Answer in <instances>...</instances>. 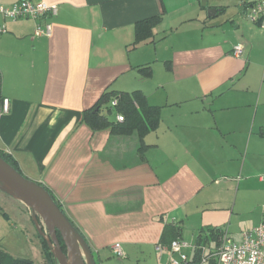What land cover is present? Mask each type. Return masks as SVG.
<instances>
[{"label":"crops","instance_id":"1","mask_svg":"<svg viewBox=\"0 0 264 264\" xmlns=\"http://www.w3.org/2000/svg\"><path fill=\"white\" fill-rule=\"evenodd\" d=\"M31 1L59 13L42 22L0 16L10 101L8 112L0 107V154L55 196L97 264H167L170 254L156 248L175 226L198 245L212 230L240 243L264 223V28L246 18L244 0ZM155 16L152 40L133 48L136 24ZM45 22L52 36L36 37ZM106 91H141L160 108L143 156L137 132L83 122Z\"/></svg>","mask_w":264,"mask_h":264},{"label":"trees","instance_id":"2","mask_svg":"<svg viewBox=\"0 0 264 264\" xmlns=\"http://www.w3.org/2000/svg\"><path fill=\"white\" fill-rule=\"evenodd\" d=\"M161 23V16L151 17L138 22L135 26L136 39L132 47L135 48L141 43L152 40V38L154 37V28ZM144 70H150V68L140 69L141 72H144ZM114 100L117 101V105L115 106L112 105V102ZM3 101L4 98L2 95V74L0 71V107L3 104ZM111 115H115V119H112ZM118 115H121L124 118V121H118ZM160 121V108L149 105L146 96L141 91H134L131 93L106 91L103 93L100 100L92 108L86 110L83 114V122L86 123L94 132L110 130L111 134L119 136H128L137 132L142 142L140 148V153L142 156L144 155V152L148 147L144 145L143 138L148 133L155 130L160 124ZM0 156L3 157L9 164H11L17 171L21 172L17 162L13 158H11V156L7 154H0ZM50 194L53 196L55 202L61 208V210H63L60 202L51 192ZM221 232L222 231L218 230H212L209 233L203 232L198 237L197 244H210V242L216 241L218 235ZM181 233V229L176 226L173 228H168L165 232V235L171 234L173 238L168 246H170V244L174 240L179 239L181 237ZM39 236L41 239L43 255L45 258L44 264H58L46 238L41 234ZM58 238L63 251L66 253L67 249L60 233H58ZM83 238L87 246H89L84 236ZM164 239L165 236H163V240ZM199 259L200 251H196L193 259H191L188 263L182 264H198ZM0 264H35V262L31 259L14 257L10 253L4 250H0Z\"/></svg>","mask_w":264,"mask_h":264},{"label":"built area","instance_id":"3","mask_svg":"<svg viewBox=\"0 0 264 264\" xmlns=\"http://www.w3.org/2000/svg\"><path fill=\"white\" fill-rule=\"evenodd\" d=\"M243 10L250 22L264 28V0H244ZM58 13L59 8L57 5H49L43 2L35 3L31 0H21L10 6L0 4V16L14 21L33 20L42 22L56 17ZM6 32V26H1L0 34ZM52 32V24L45 22L37 25L35 36L50 38ZM242 52V46L234 48L236 57H239ZM112 105H117V101H113ZM9 109L10 101L4 99L3 111L8 112ZM117 119L118 121H124L121 115H118ZM156 249L160 257H163L165 252L170 253L167 264L188 263L191 260L186 253L188 249L200 251L198 264H264V223L251 231L244 232L240 243L235 242L227 230H222L218 241L214 245H195L177 239L170 246L159 244ZM113 251L119 258L124 256L120 244H115Z\"/></svg>","mask_w":264,"mask_h":264},{"label":"water","instance_id":"4","mask_svg":"<svg viewBox=\"0 0 264 264\" xmlns=\"http://www.w3.org/2000/svg\"><path fill=\"white\" fill-rule=\"evenodd\" d=\"M203 6H207L206 0H203ZM208 13L213 16L217 14V10L209 8ZM0 189L27 203L41 215L50 241L54 246L52 252L58 264H97L93 252L87 246L83 236L57 205L49 190L38 182L25 177L1 156ZM36 226L40 234L45 237L37 223ZM58 233L65 243L66 253L62 249ZM69 256H71L70 263Z\"/></svg>","mask_w":264,"mask_h":264},{"label":"rangeland","instance_id":"5","mask_svg":"<svg viewBox=\"0 0 264 264\" xmlns=\"http://www.w3.org/2000/svg\"><path fill=\"white\" fill-rule=\"evenodd\" d=\"M36 223L44 232L53 251L54 246L50 241L41 215L27 203L0 189V250L8 252L14 257L31 259L35 264H44L40 232ZM187 241H191V239L188 238ZM168 254L170 253H166L167 257ZM117 258L119 257L116 256L115 259L117 260ZM128 264L155 263L135 261Z\"/></svg>","mask_w":264,"mask_h":264},{"label":"bare ground","instance_id":"6","mask_svg":"<svg viewBox=\"0 0 264 264\" xmlns=\"http://www.w3.org/2000/svg\"><path fill=\"white\" fill-rule=\"evenodd\" d=\"M71 262V256H69V263Z\"/></svg>","mask_w":264,"mask_h":264}]
</instances>
